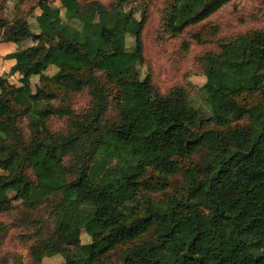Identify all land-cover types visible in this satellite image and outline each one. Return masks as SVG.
Returning a JSON list of instances; mask_svg holds the SVG:
<instances>
[{"label": "trees", "instance_id": "16d2710c", "mask_svg": "<svg viewBox=\"0 0 264 264\" xmlns=\"http://www.w3.org/2000/svg\"><path fill=\"white\" fill-rule=\"evenodd\" d=\"M58 1L64 20L45 13L37 32L18 20L22 37L0 18V42L33 43L0 76V214L20 210L36 232L29 264L56 256L58 264H264V31L199 58L205 115L183 88L163 95L142 76L146 3L137 19L126 0ZM243 1L167 0L163 31L179 37ZM85 10L97 21L80 22ZM216 34L208 27L191 39L202 45ZM110 54L114 74L100 67ZM55 58L56 73L42 77ZM16 73L24 101L9 79ZM85 91L90 107L75 113L71 97ZM56 118L70 130L52 132Z\"/></svg>", "mask_w": 264, "mask_h": 264}, {"label": "rangeland", "instance_id": "374dc122", "mask_svg": "<svg viewBox=\"0 0 264 264\" xmlns=\"http://www.w3.org/2000/svg\"><path fill=\"white\" fill-rule=\"evenodd\" d=\"M78 2L82 6L88 2L108 5L111 0H78ZM143 3L148 5L149 15L142 34L144 64L139 68L142 76L149 73L154 86L163 95H166L172 88H183L190 104L208 115L209 109L205 104V95L201 91L205 77L199 58L208 52H218L221 42L229 41L245 33L264 31V0H246L229 4L205 22L187 28L182 35L176 38L170 37L163 31L162 11L166 7L167 0H126L125 9L133 12L139 19V11ZM45 13L58 21L64 20V10L58 0H0V18L9 23V33L17 38L25 35V30L17 22L18 20L26 21L31 30L37 32L36 18ZM79 21L94 23L97 21V14L94 11L85 10L80 15ZM208 27H216L217 34L208 43L196 44L191 39V35L199 31L204 32ZM32 44V41L26 40L20 45L11 44L14 48L7 50L9 43L0 42V76L7 75L12 66L24 63L25 60L16 53ZM58 61V58H55L42 77L47 78L54 75ZM117 66V54H110L108 59L100 65L101 69L111 74L116 72ZM21 78L16 74L9 77L12 83L20 86L18 98L24 101L28 87ZM29 84L34 90L39 84V78H32ZM54 105L57 104L54 103ZM89 105L90 97L87 91L72 95L71 108L75 113L87 110ZM42 122L43 120L39 121L38 130ZM22 125L24 129L26 122ZM47 126L52 132L58 134L70 130V122L67 119L48 120ZM15 193L16 188L3 191L6 198H12ZM9 205V202L3 203L2 207ZM22 216L24 214L17 209L0 214V264H17V260L22 264L30 262L29 247L36 239V232L26 225ZM28 217L38 219V216L34 214H28ZM48 225L50 222L46 219L45 230ZM89 241V237L83 233L81 243L86 244ZM62 261L61 257L56 256L44 259L42 264H58Z\"/></svg>", "mask_w": 264, "mask_h": 264}, {"label": "crops", "instance_id": "0c3cea01", "mask_svg": "<svg viewBox=\"0 0 264 264\" xmlns=\"http://www.w3.org/2000/svg\"><path fill=\"white\" fill-rule=\"evenodd\" d=\"M20 44H23V43H20ZM20 44H17V45H20ZM12 46H13V45H11V44L9 43V48H10V49H9V48H6V49H7V50H12V49L14 48V47H12ZM11 65H12V63H11ZM11 65H10V66H11ZM14 75H15V74H14ZM16 75H17V76H21L19 73H16Z\"/></svg>", "mask_w": 264, "mask_h": 264}]
</instances>
